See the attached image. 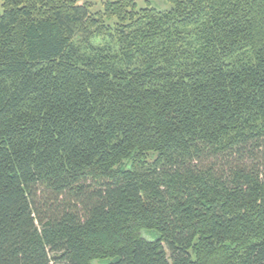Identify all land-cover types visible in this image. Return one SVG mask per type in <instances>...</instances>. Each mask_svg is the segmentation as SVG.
I'll list each match as a JSON object with an SVG mask.
<instances>
[{
	"label": "trees",
	"instance_id": "1",
	"mask_svg": "<svg viewBox=\"0 0 264 264\" xmlns=\"http://www.w3.org/2000/svg\"><path fill=\"white\" fill-rule=\"evenodd\" d=\"M0 0V264H264V0Z\"/></svg>",
	"mask_w": 264,
	"mask_h": 264
},
{
	"label": "rangeland",
	"instance_id": "2",
	"mask_svg": "<svg viewBox=\"0 0 264 264\" xmlns=\"http://www.w3.org/2000/svg\"><path fill=\"white\" fill-rule=\"evenodd\" d=\"M107 0H81L82 3H91L94 12L103 10V2ZM140 8L151 5L158 10H168L171 8L167 0H135Z\"/></svg>",
	"mask_w": 264,
	"mask_h": 264
}]
</instances>
